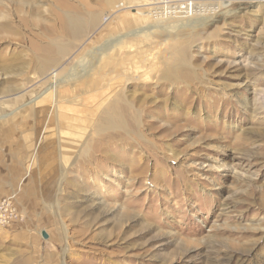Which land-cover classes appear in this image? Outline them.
<instances>
[{
    "label": "rangeland",
    "instance_id": "1",
    "mask_svg": "<svg viewBox=\"0 0 264 264\" xmlns=\"http://www.w3.org/2000/svg\"><path fill=\"white\" fill-rule=\"evenodd\" d=\"M150 1L0 0V264H264V0Z\"/></svg>",
    "mask_w": 264,
    "mask_h": 264
},
{
    "label": "built area",
    "instance_id": "2",
    "mask_svg": "<svg viewBox=\"0 0 264 264\" xmlns=\"http://www.w3.org/2000/svg\"><path fill=\"white\" fill-rule=\"evenodd\" d=\"M232 1L234 0H152L147 5L146 13L155 20L190 19L214 13ZM14 210L9 201L0 203V221L11 222L16 217Z\"/></svg>",
    "mask_w": 264,
    "mask_h": 264
},
{
    "label": "bare ground",
    "instance_id": "3",
    "mask_svg": "<svg viewBox=\"0 0 264 264\" xmlns=\"http://www.w3.org/2000/svg\"><path fill=\"white\" fill-rule=\"evenodd\" d=\"M107 4H110V3H113L114 0H104ZM65 15V14H64ZM96 19V16L91 14L90 17H89V22L92 23L94 22ZM82 20L80 19V17L78 15H71V14H66L64 16V22H63V26H64V29L67 30L71 35H75L79 30H81L79 27L82 26ZM96 22V21H95ZM3 25V24H2ZM0 27H2L0 25ZM57 43V42H55ZM64 43V42H63ZM59 44V43H58ZM66 44V43H65ZM64 45V44H63ZM67 45H64L66 46L65 48H67ZM63 50V48L59 45H57V48L54 49V52L55 54H58V53H61ZM67 50V49H66ZM50 55V54H49ZM61 55V54H60ZM40 59V62H42V66H46L50 63H53L55 62V58H52V57H47L45 55H43L42 57H39L37 58V60ZM168 71V70H167ZM166 70L164 71L165 73H168ZM169 76V75H168ZM113 102V101H112ZM103 107V106H102ZM105 108V107H104ZM106 110V109H105ZM103 114V113H102ZM105 124L107 123L108 125L111 124L112 122V115H107L105 118Z\"/></svg>",
    "mask_w": 264,
    "mask_h": 264
},
{
    "label": "water",
    "instance_id": "4",
    "mask_svg": "<svg viewBox=\"0 0 264 264\" xmlns=\"http://www.w3.org/2000/svg\"><path fill=\"white\" fill-rule=\"evenodd\" d=\"M41 235H42L43 238H47L48 237V235L44 231L41 232Z\"/></svg>",
    "mask_w": 264,
    "mask_h": 264
}]
</instances>
